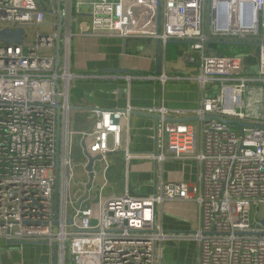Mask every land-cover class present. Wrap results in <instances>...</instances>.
Returning <instances> with one entry per match:
<instances>
[{
  "label": "built area",
  "instance_id": "built-area-1",
  "mask_svg": "<svg viewBox=\"0 0 264 264\" xmlns=\"http://www.w3.org/2000/svg\"><path fill=\"white\" fill-rule=\"evenodd\" d=\"M161 3L163 29L158 35L157 0H62L65 20L61 63L56 68L57 0H0V31L38 29L45 25L46 15L52 12L54 17L52 30L38 31L33 44H0V239L47 243L48 262L39 264H53V244L57 264H264V217L259 214L264 206V115L250 117L245 100L250 86L264 90V0ZM80 14L89 16L92 36L148 37L161 39L164 45L168 40L192 42L190 52L196 57L189 60L198 61L200 68L190 80L207 91L194 112L199 127L166 121L186 113L165 107L150 110L161 116L162 153L154 157L125 151L123 157L127 167L132 159L195 158L201 164L198 185L163 182L156 198H134L128 192L104 195L109 161L112 154L122 152L131 110L94 109L92 127L76 130L70 103L77 78L72 72L71 26ZM217 41L254 43L258 51L222 56L208 45ZM250 60L257 62L254 75L249 73ZM143 79L126 77L128 83ZM149 79L163 84L187 80ZM79 149L84 155H77ZM77 158L89 180L76 182ZM99 174L104 179L101 187L95 184ZM179 202L197 205L196 232L172 235L158 225L153 232L154 204L158 208ZM179 239L196 242L195 263L163 261L165 242Z\"/></svg>",
  "mask_w": 264,
  "mask_h": 264
},
{
  "label": "crops",
  "instance_id": "crops-1",
  "mask_svg": "<svg viewBox=\"0 0 264 264\" xmlns=\"http://www.w3.org/2000/svg\"><path fill=\"white\" fill-rule=\"evenodd\" d=\"M78 28L72 38V72L77 78L73 82V92H70V103L74 107V118L78 119L76 130L83 132L90 129L94 123L92 111L94 109L108 111L131 110L126 121V130L122 137L121 151L111 157L110 171L107 174L108 183L104 195L120 196L128 192L136 197H150L154 195L155 187L161 183L186 182L198 185L201 164L195 158L172 159L164 162L132 159L128 167L123 157L128 151L133 155H153L159 148L161 133L156 134V121L137 113H150V110L165 107L180 111L186 115H171L172 120H186L182 125L191 129L199 127L194 112L201 106V101L207 91L190 80L199 75L200 63L192 64L190 45H164V68L161 75H156L157 39L148 37H97L90 35L91 21L88 15H76ZM264 22V14L261 16ZM256 53V52H255ZM196 57V55H195ZM178 59H182L187 70H181ZM249 73H257V62L250 60ZM127 69L128 74H108L107 70ZM248 71V70H247ZM142 77L143 80H133L128 83L126 77ZM167 76L177 78L181 76L187 80H168L165 84L149 77ZM260 85L250 87L246 94L247 113L252 118H261L255 111V105L260 103ZM168 118V119H169ZM78 124V125H77ZM78 127V129H77ZM197 151L200 147V135L197 133ZM166 155L170 154L165 150ZM77 155H84L77 150ZM120 168H117V164ZM115 172V173H112ZM120 174V177H118ZM112 175V176H111ZM111 176V177H110ZM95 184L102 186L104 179L97 176ZM97 187V186H96ZM96 189V188H95ZM106 193V194H105ZM158 226L167 234L195 233L199 225V211L195 203L179 202L165 203L157 208ZM31 246L12 247L8 241L0 239V264H39L48 260L32 261L30 259ZM46 247V246H38ZM176 241L167 240L164 244L167 263L182 262ZM19 248V251L16 249ZM44 259V258H43Z\"/></svg>",
  "mask_w": 264,
  "mask_h": 264
},
{
  "label": "water",
  "instance_id": "water-1",
  "mask_svg": "<svg viewBox=\"0 0 264 264\" xmlns=\"http://www.w3.org/2000/svg\"><path fill=\"white\" fill-rule=\"evenodd\" d=\"M158 1V11H157V34L160 35L163 29L162 25V0ZM50 15H53L52 12H50ZM56 15L58 16V25H57V43H56V68L60 66L61 63V52H62V33L64 30V20L65 16L63 14L62 10V0H57V11ZM25 30L24 29H15L12 30L10 28H5L0 31V44L5 45L6 47L13 45H20L24 42L25 38ZM191 41H178V40H168L166 42V45H191ZM208 45H256L254 43H244V42H233V41H217V42H209ZM164 68V42L161 39H157V58H156V75H161ZM108 74H128L129 71L127 69H116V70H107L105 71ZM60 109V107H58ZM72 110H75L74 107H71ZM138 115L152 118L156 121V134L158 137V126L159 122L161 121V116H157L154 114H148V113H137ZM169 123H181L185 122L186 120H172V119H166ZM220 121L223 122V120L220 119ZM60 124V119H59ZM60 133V126L58 128V137ZM154 157L158 156V150L153 153ZM156 163H158L157 160H154ZM88 170L90 172L91 180L94 178V172H93V159H90V165L88 167ZM91 187V185H90ZM157 187H155L154 197H157ZM58 209H59V172H58V166L56 169V185H55V193H54V213H55V221L54 225L56 226L58 224ZM70 223V221H69ZM2 225V223H0ZM158 225L157 220V205L154 204V221H153V232H156ZM9 245L12 247H24V246H48L47 243L44 242H8ZM53 264H57V249L56 245L53 244Z\"/></svg>",
  "mask_w": 264,
  "mask_h": 264
},
{
  "label": "rangeland",
  "instance_id": "rangeland-1",
  "mask_svg": "<svg viewBox=\"0 0 264 264\" xmlns=\"http://www.w3.org/2000/svg\"><path fill=\"white\" fill-rule=\"evenodd\" d=\"M76 19L80 20V17H78ZM53 20H54V17L52 15H46L44 26H41L38 29L36 27L27 28L26 37L24 39L25 44H27V45L33 44L36 41L38 31H40L41 33H44V34L49 33L52 30V27L50 25L53 23ZM78 25H79L78 22H72V26H71L72 34H74V31L78 28ZM178 63H179V65H181V68H179V69L184 70V71L188 69V68H186V65L184 64V61L182 59H178ZM250 87H254V86H250ZM259 89H260V91H259L260 103H257L255 105V111L257 112V114L263 116L264 115V103H262V99L264 101V90L262 88H259ZM78 119L79 118L76 117V119H75L76 123H78ZM77 129H78V127H77ZM83 164H84L83 161H81L78 158L76 159V161H75L76 182L82 181V180L84 181L85 179L89 180V179L85 178V175H83V173H82ZM117 168L118 169L120 168L119 163L117 164ZM112 173H115V172H112ZM118 177H120V174ZM73 187H75V186H73ZM130 196L133 197V195H130ZM259 214L262 217H264V206L260 209ZM176 242L178 243V246H180L179 249L177 247L179 252H184L182 254L181 253L178 254L177 257H179L182 262L195 263L196 262V256H197V244H196V242H194L192 240H184V239H179ZM29 249H33L31 251L32 255L30 256V259L32 261L43 262L45 259L48 260V249H47V247L31 246V247H29ZM19 250H20L19 248L16 249V251H19ZM164 251H165V249H164ZM163 261L164 262L169 261L168 255H166L165 252L163 255Z\"/></svg>",
  "mask_w": 264,
  "mask_h": 264
},
{
  "label": "trees",
  "instance_id": "trees-1",
  "mask_svg": "<svg viewBox=\"0 0 264 264\" xmlns=\"http://www.w3.org/2000/svg\"><path fill=\"white\" fill-rule=\"evenodd\" d=\"M215 52L222 56H247L258 51L257 45H214ZM71 89V94L73 92Z\"/></svg>",
  "mask_w": 264,
  "mask_h": 264
}]
</instances>
